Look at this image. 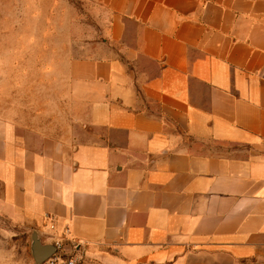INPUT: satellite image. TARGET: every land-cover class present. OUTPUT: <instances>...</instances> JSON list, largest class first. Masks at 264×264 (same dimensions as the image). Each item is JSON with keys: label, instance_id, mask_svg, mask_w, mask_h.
<instances>
[{"label": "crops", "instance_id": "0c3cea01", "mask_svg": "<svg viewBox=\"0 0 264 264\" xmlns=\"http://www.w3.org/2000/svg\"><path fill=\"white\" fill-rule=\"evenodd\" d=\"M94 3L44 73L68 139L0 120V218L81 264H264V0Z\"/></svg>", "mask_w": 264, "mask_h": 264}, {"label": "rangeland", "instance_id": "374dc122", "mask_svg": "<svg viewBox=\"0 0 264 264\" xmlns=\"http://www.w3.org/2000/svg\"><path fill=\"white\" fill-rule=\"evenodd\" d=\"M102 14L94 0H0V120L34 132L32 142L68 139L73 126L63 90L55 78L51 99L44 73L66 52L77 58L93 50ZM20 232L0 218V264L31 258V240Z\"/></svg>", "mask_w": 264, "mask_h": 264}, {"label": "built area", "instance_id": "2783aa9c", "mask_svg": "<svg viewBox=\"0 0 264 264\" xmlns=\"http://www.w3.org/2000/svg\"><path fill=\"white\" fill-rule=\"evenodd\" d=\"M53 246L54 252L41 264H81V257L77 254V245L73 242L61 240L54 242Z\"/></svg>", "mask_w": 264, "mask_h": 264}, {"label": "water", "instance_id": "95a60500", "mask_svg": "<svg viewBox=\"0 0 264 264\" xmlns=\"http://www.w3.org/2000/svg\"><path fill=\"white\" fill-rule=\"evenodd\" d=\"M30 254L34 264H41L54 252L53 245H43L34 233L30 237Z\"/></svg>", "mask_w": 264, "mask_h": 264}]
</instances>
